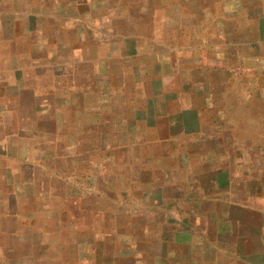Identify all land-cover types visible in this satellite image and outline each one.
I'll list each match as a JSON object with an SVG mask.
<instances>
[{
	"label": "crops",
	"instance_id": "0c3cea01",
	"mask_svg": "<svg viewBox=\"0 0 264 264\" xmlns=\"http://www.w3.org/2000/svg\"><path fill=\"white\" fill-rule=\"evenodd\" d=\"M0 264H264V0H0Z\"/></svg>",
	"mask_w": 264,
	"mask_h": 264
}]
</instances>
